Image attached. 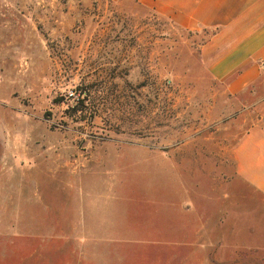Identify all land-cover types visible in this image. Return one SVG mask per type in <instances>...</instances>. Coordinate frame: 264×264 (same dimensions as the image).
I'll return each mask as SVG.
<instances>
[{
	"label": "rangeland",
	"instance_id": "rangeland-1",
	"mask_svg": "<svg viewBox=\"0 0 264 264\" xmlns=\"http://www.w3.org/2000/svg\"><path fill=\"white\" fill-rule=\"evenodd\" d=\"M203 39L128 0H0V264H264L231 159L257 113Z\"/></svg>",
	"mask_w": 264,
	"mask_h": 264
},
{
	"label": "crops",
	"instance_id": "crops-1",
	"mask_svg": "<svg viewBox=\"0 0 264 264\" xmlns=\"http://www.w3.org/2000/svg\"><path fill=\"white\" fill-rule=\"evenodd\" d=\"M177 29L204 38L196 49L199 69L227 102L250 104L253 125L234 146L235 178L264 199V0H128ZM244 111V109H243Z\"/></svg>",
	"mask_w": 264,
	"mask_h": 264
},
{
	"label": "built area",
	"instance_id": "built-area-1",
	"mask_svg": "<svg viewBox=\"0 0 264 264\" xmlns=\"http://www.w3.org/2000/svg\"><path fill=\"white\" fill-rule=\"evenodd\" d=\"M73 97H75V96H73ZM79 97H80V95H79ZM79 97H78V99H79Z\"/></svg>",
	"mask_w": 264,
	"mask_h": 264
}]
</instances>
